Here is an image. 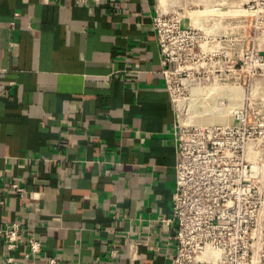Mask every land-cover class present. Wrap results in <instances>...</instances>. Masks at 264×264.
<instances>
[{
  "label": "crops",
  "instance_id": "1",
  "mask_svg": "<svg viewBox=\"0 0 264 264\" xmlns=\"http://www.w3.org/2000/svg\"><path fill=\"white\" fill-rule=\"evenodd\" d=\"M155 8V0H0V228L17 222L22 234L13 252L0 237V264L9 256L172 264L176 226L167 220L181 120ZM203 69L190 100L196 105L203 85L210 119L240 100L264 102L261 67L254 76L242 68L241 94L240 85L230 93L225 64ZM12 182L26 188L25 201L9 192ZM30 239L41 252L26 258Z\"/></svg>",
  "mask_w": 264,
  "mask_h": 264
},
{
  "label": "built area",
  "instance_id": "2",
  "mask_svg": "<svg viewBox=\"0 0 264 264\" xmlns=\"http://www.w3.org/2000/svg\"><path fill=\"white\" fill-rule=\"evenodd\" d=\"M72 1L86 6L96 0ZM160 2L155 8L152 27L172 100L179 104L182 98L184 105L186 98H180L171 89L173 82L179 80L182 84V80H171L170 76L190 74L196 67L184 64L199 47V31L186 22L196 16L175 5H165L164 0ZM241 5L248 6L253 12L251 17L257 19L264 0L241 1ZM208 14L210 20L224 23H218L219 42L211 53H219L221 58L233 51L238 53L239 24H236L233 48V29L225 22L238 21L240 10L236 8L229 13L219 4L208 10ZM211 30L205 33V45L213 40ZM225 65L226 80L239 86L240 65ZM182 85V92H186V81ZM256 103L251 102L241 110L240 106L235 108L225 125L183 121L178 124L172 215L167 220L176 226L172 264H264V107ZM1 187L0 184V190ZM8 190L22 201L27 198L26 188L16 182L10 183ZM0 237L7 251H15L22 240L20 224L13 222L0 228ZM27 245L26 258L41 252L40 241L30 239ZM5 262L20 264L12 256ZM50 264H56L55 260Z\"/></svg>",
  "mask_w": 264,
  "mask_h": 264
},
{
  "label": "rangeland",
  "instance_id": "3",
  "mask_svg": "<svg viewBox=\"0 0 264 264\" xmlns=\"http://www.w3.org/2000/svg\"><path fill=\"white\" fill-rule=\"evenodd\" d=\"M156 1V0H155ZM158 1V2H157ZM156 1V5L159 4L160 0ZM213 1V2H212ZM240 1L247 3L249 0H224V1H217V0H164L165 5H175L179 7L180 9H185V11L191 12L192 15L196 16L194 19H189L186 22L189 23L191 26L196 28L199 32V47L194 50V52L191 55V58L188 62L184 64H195V68L192 70V73L183 75L181 77H176L171 75L170 79L171 80H177L180 79L183 82L186 81L187 86V91L182 92V84L180 81H175L172 83V90L174 89V92L176 95H179V97H185L186 101L184 102V105H182V98H181V103L179 102V114H180V120L183 122H189V124H193L198 122L199 120L195 119H202V120H210V115L207 116L206 114V103L205 101H209L208 97L205 96V93L203 91V85L199 86L200 91L198 92V99L196 102V105L193 102H191L190 98L195 95L194 90L190 91L189 87H195V85H198L199 81H194V80H202L201 77H203V68L204 64H241L240 65V71L242 68L246 72H249L250 75L257 74L259 75L262 73V70L258 69L261 67L264 69V7L258 9L259 14L257 15L259 18L254 19L251 17V14L253 13L252 10L248 9V6H243L241 5L240 9ZM161 3V2H160ZM222 5L225 7L226 12H229L231 10H236L238 8L240 10V19L237 20H227L225 23L229 27H232V35L231 38L233 41L236 39V24H239V30H240V47L238 53L235 51L230 52L226 55H224L223 58H221L219 53H211L212 50L215 51L217 47L213 46V49H211L210 46L205 45V33L209 30L212 29V37L214 41V45L216 46L217 43L219 42L217 37L219 36L220 30H219V25L223 24L221 20L219 22L214 21V20H209V14L207 10H212L214 5ZM239 6V7H237ZM230 10V11H229ZM187 14V13H186ZM211 14V13H210ZM236 16V15H234ZM231 24L233 26H231ZM236 45V40L234 43L235 48ZM235 50V49H234ZM245 65V66H244ZM258 69V70H257ZM256 72V73H255ZM240 83H241V78H240ZM243 85H240V94L245 92V89H242ZM234 87V86H232ZM230 93H236L235 90L230 92ZM191 95V96H190ZM241 96V95H240ZM194 97V96H193ZM201 97V98H199ZM192 99V98H191ZM235 103V102H234ZM202 104V107L201 105ZM250 101H243L240 100V110L248 108V105H250ZM262 104V105H261ZM258 107L261 105L264 107V102H258L256 103ZM194 109L196 110L197 113L199 114H192V111L194 112ZM235 108L229 109V115L228 121L231 120V114L230 112L233 111ZM206 118V119H205ZM190 119H194L191 121Z\"/></svg>",
  "mask_w": 264,
  "mask_h": 264
},
{
  "label": "bare ground",
  "instance_id": "4",
  "mask_svg": "<svg viewBox=\"0 0 264 264\" xmlns=\"http://www.w3.org/2000/svg\"><path fill=\"white\" fill-rule=\"evenodd\" d=\"M210 1V0H209ZM213 2V1H212ZM231 86H234V87H231ZM230 88H229V91L230 92H232V91H234L235 90V92H237V85H230L229 86ZM235 100V99H234ZM235 103H236V101H235ZM234 103V104H235ZM233 108H238V107H233ZM208 115H210V114H207V116ZM218 118L216 119V120H212V119H210V120H202V119H195V120H199L198 122H196V123H193V124H195V125H225V124H227V121H228V117L225 115H222V116H217ZM206 119V118H205ZM191 121H193L194 119H190ZM190 121H188L187 123H189ZM182 123H184V124H187L186 122H182Z\"/></svg>",
  "mask_w": 264,
  "mask_h": 264
}]
</instances>
